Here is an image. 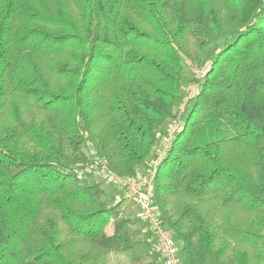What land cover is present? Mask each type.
<instances>
[{"label": "trees", "instance_id": "trees-1", "mask_svg": "<svg viewBox=\"0 0 264 264\" xmlns=\"http://www.w3.org/2000/svg\"><path fill=\"white\" fill-rule=\"evenodd\" d=\"M212 46L154 202L182 264H264V0H0V264H151L79 170L143 172Z\"/></svg>", "mask_w": 264, "mask_h": 264}, {"label": "built area", "instance_id": "built-area-1", "mask_svg": "<svg viewBox=\"0 0 264 264\" xmlns=\"http://www.w3.org/2000/svg\"><path fill=\"white\" fill-rule=\"evenodd\" d=\"M209 64L194 65L191 68L192 81L184 87L178 113L167 124L166 131L161 136L160 146L149 159L143 172L131 176H118L107 168L106 159L94 157L89 166L79 170V176L84 173L101 172L106 180L116 186V199L129 198L137 206L142 223V229L149 235L153 250L160 257V264H182L179 255V245L174 240L170 231L165 227L154 202V179L156 169L164 158L175 134L182 128V116L190 101L199 93L203 78L208 72ZM94 169V170H93Z\"/></svg>", "mask_w": 264, "mask_h": 264}, {"label": "rangeland", "instance_id": "rangeland-1", "mask_svg": "<svg viewBox=\"0 0 264 264\" xmlns=\"http://www.w3.org/2000/svg\"><path fill=\"white\" fill-rule=\"evenodd\" d=\"M217 49L218 47L216 48L215 46H212V47H209L207 51H205L204 59L206 60L205 62H203V64L210 63V59L215 56ZM186 71L189 73L190 68H187ZM91 178H92L91 181L98 182L100 186L103 188L105 192V195L103 198L106 200V202L109 205H112L118 201L115 196L117 192L116 186L114 185L113 182H110L109 180L107 181L105 175L101 174V172L95 173V170H94L92 172ZM121 209H122V213L125 216L129 217L132 221H134L132 225L133 228L138 230L136 228V226L139 225V222L136 217L137 211H136V206L132 202V200L129 198H124L121 204ZM136 235L138 236L137 233ZM146 243H148L147 240L138 242L135 246V251L137 252V255L140 256V258L152 260L153 256L151 255V250H150L151 248L149 244L147 245ZM108 264H131V263L127 259L124 253H121V254L110 253L108 255Z\"/></svg>", "mask_w": 264, "mask_h": 264}, {"label": "crops", "instance_id": "crops-1", "mask_svg": "<svg viewBox=\"0 0 264 264\" xmlns=\"http://www.w3.org/2000/svg\"><path fill=\"white\" fill-rule=\"evenodd\" d=\"M168 124V123H167ZM167 124L165 126H163V129L161 130V134H160V137L164 134V132L166 131V127H167ZM136 206V205H135ZM136 211H137V214H136V217H137V220L139 222V225L136 226V228L138 230H136V233L138 234V236L136 237L138 242L140 241H143V240H147L148 243H146L147 245L149 244L150 246V250H151V255L153 256V259L152 260H147V259H143L141 258L145 263H151V264H160V257L157 255V253L153 250L152 248V245H151V242L149 241V235L147 233H145L142 229V223L140 221V216H139V211H138V208L136 206Z\"/></svg>", "mask_w": 264, "mask_h": 264}]
</instances>
